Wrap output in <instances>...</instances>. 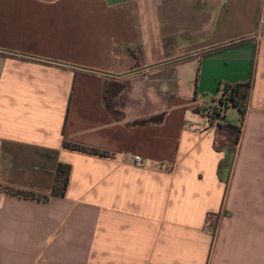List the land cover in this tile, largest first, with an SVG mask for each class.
Instances as JSON below:
<instances>
[{"label": "crops", "instance_id": "crops-1", "mask_svg": "<svg viewBox=\"0 0 264 264\" xmlns=\"http://www.w3.org/2000/svg\"><path fill=\"white\" fill-rule=\"evenodd\" d=\"M193 1L0 0V187L70 165L0 189V264H264V0ZM221 80L237 140L186 127Z\"/></svg>", "mask_w": 264, "mask_h": 264}, {"label": "trees", "instance_id": "trees-1", "mask_svg": "<svg viewBox=\"0 0 264 264\" xmlns=\"http://www.w3.org/2000/svg\"><path fill=\"white\" fill-rule=\"evenodd\" d=\"M249 88H250L249 81L235 83L232 85H225L222 90L221 96L218 98V101L223 103L225 105V108L228 105L237 107V109L241 114V118H243L247 105ZM106 101L107 100L105 94V102ZM106 103L108 105V102ZM113 115H116V113L113 112ZM223 118L224 116H222V119ZM220 125L223 130H225L228 134L232 135L235 140H237L240 131V125H236L230 122H221ZM72 146L76 149L89 151L92 153H99V154L104 153L103 151L96 148L86 147L77 144H73ZM69 172H70V165L68 163L58 162L56 165L55 173H53L50 189L44 193L13 188L10 186H1L0 189L5 193L14 196L46 202L52 196H63L65 194L69 179Z\"/></svg>", "mask_w": 264, "mask_h": 264}, {"label": "rangeland", "instance_id": "rangeland-1", "mask_svg": "<svg viewBox=\"0 0 264 264\" xmlns=\"http://www.w3.org/2000/svg\"><path fill=\"white\" fill-rule=\"evenodd\" d=\"M193 2H196V0H194ZM234 41H229L226 42L228 43H232ZM242 50L243 52L245 51H249L247 54L244 52V54L242 55H237V53ZM216 58H218L219 60H221L222 62V70H227L232 66V60L233 59H237L236 60V65H242L243 66V70L246 71L247 75H250L251 70H252V66H253V60H254V56H253V48L250 47L249 45L242 43L241 45H231L230 47H224L223 49L217 51L215 53ZM228 62V63H226ZM225 67H227V69H225ZM213 86L212 90L210 91L211 94L207 95V100L210 101L211 98H213V100L210 101V103L214 102V100H216L221 94H222V90L224 88V86L226 85V83L221 80V81H217L216 83L212 82L211 83ZM225 112L227 113V117L228 119L231 120V122L237 123L238 125H241V114L239 112V110L237 109V107L232 106V105H228L225 109Z\"/></svg>", "mask_w": 264, "mask_h": 264}, {"label": "built area", "instance_id": "built-area-1", "mask_svg": "<svg viewBox=\"0 0 264 264\" xmlns=\"http://www.w3.org/2000/svg\"><path fill=\"white\" fill-rule=\"evenodd\" d=\"M261 23L264 24V12L261 16ZM225 105L218 100L206 105L202 111L201 115L205 118L204 123L197 124H186V127H192L194 130L203 131L209 128H217L222 122V116L224 115ZM133 162L136 165H142V160L140 156L134 155Z\"/></svg>", "mask_w": 264, "mask_h": 264}]
</instances>
